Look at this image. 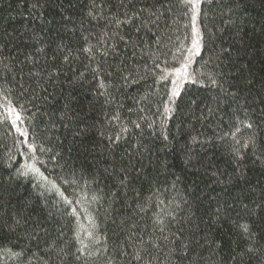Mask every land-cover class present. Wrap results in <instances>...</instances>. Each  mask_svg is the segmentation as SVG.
<instances>
[{"label":"trees","instance_id":"1","mask_svg":"<svg viewBox=\"0 0 264 264\" xmlns=\"http://www.w3.org/2000/svg\"><path fill=\"white\" fill-rule=\"evenodd\" d=\"M190 17L179 0H0V264H264V0H203L198 82L170 99Z\"/></svg>","mask_w":264,"mask_h":264},{"label":"snow or ice","instance_id":"2","mask_svg":"<svg viewBox=\"0 0 264 264\" xmlns=\"http://www.w3.org/2000/svg\"><path fill=\"white\" fill-rule=\"evenodd\" d=\"M92 2H93V7H95V0H92ZM120 2H121V4H123L124 0H120ZM179 2L181 4H183L185 6V8H187L188 11L191 13L190 23H191V27H192V40H191V47L187 49L189 55L187 57H185L182 61H179V67H176L175 69H173V71L171 73H166L164 76L161 77L162 79H167L169 75L175 76V79L172 81V83L176 84V87L172 89L170 99L172 97H176V96L180 95V91H179L180 84H183L186 81L193 82V83L198 82L197 79L195 78V76L193 75V73L189 71V67L193 62L192 57L199 55L200 50L203 46V44H202L203 35L201 33L200 28L197 25V18L201 14V3L203 2V0H179ZM35 6L36 5H34V7ZM161 7H163V5H161ZM161 15H162V13L157 14V12H155V11L149 12L147 17L140 19V26L136 28V31H140L141 29L148 28L149 25H156L158 27V21H159ZM89 16H91L93 19H96V17L93 15V13L91 11L89 12ZM137 19H138V17L135 14L128 15L127 13H125V18L123 20H121L117 16L112 22L114 24H116L117 26H120L123 24H133ZM69 23H71V21H69ZM63 27H67V24L63 25ZM36 36H37V34L33 33L32 38L36 39ZM121 39H123V37H121ZM85 40H87V38H85ZM86 51L89 53H92L93 48L89 47L86 49ZM104 55H107V51L104 53ZM65 60H67V57H65ZM201 75L205 76L207 78V80L209 81V83L212 84L213 86L217 87L220 91L227 93L228 95H231L234 98L237 96H240L242 94L243 89H242L241 84L239 83L238 80H234V81L228 83V81H226L224 78V73L221 71H217L215 68L209 69V71L202 73ZM245 79L247 80V83L249 85H251V83H252L251 78H245ZM177 82H179V83H177ZM226 83H228L227 88L225 87ZM101 87H104V85L101 84ZM229 88L235 89V91H229ZM170 111H172V109H170L166 106L165 112L167 113ZM6 112L8 114L5 117L6 119H9L10 117H14V119H11V123L13 125H16L17 121L22 122L23 117L21 116L20 112L17 111L16 108L12 107L11 105H8L6 108ZM137 127H139V125H137ZM246 127L251 129L253 127V125L251 123H247ZM16 131L19 132L21 136L25 137V140L23 141V143L26 144L27 148L31 152L34 153L36 151V148H35L34 144L28 143L27 130L22 129L20 127H16ZM124 131H127V129H125ZM237 131H239V129H237ZM112 139L114 142H118L119 139H121V137H115ZM193 140L195 141L196 137H193ZM250 142L254 147L255 146V140L250 138ZM236 143L239 145L238 140ZM247 147H249V143H247V142L243 145H240V147H234L233 152H234L235 157L238 160L243 159V154L241 152V148H247ZM30 158L34 159V157H30ZM29 173L33 174L34 176L38 175L45 181H47V179H48L47 177H45L43 175V173L40 172V169L38 167H36L34 163L33 164L25 163L23 165V170L20 171L19 174L28 175ZM121 183L123 184V183H125V181H121ZM53 190L57 191V192L59 191L58 187L54 184H53ZM61 195H62V193H61ZM64 199L68 204L72 203L71 201H68L66 197H64ZM243 207L245 209H247V205H243ZM220 211H221V209L217 208V212L219 213ZM72 214L76 215L75 209L72 210ZM238 215H239V213H238ZM160 223H163V221H160ZM237 227H238V229H240L242 238L250 241L251 237H252L250 226L247 223H243V224H238ZM89 235H91V233H89ZM256 251H257V249L255 247L246 246L245 251L240 253V256L243 257L246 254L255 253ZM21 254L22 253H18L17 255H21ZM136 259L139 260V259H142V257L137 255Z\"/></svg>","mask_w":264,"mask_h":264}]
</instances>
